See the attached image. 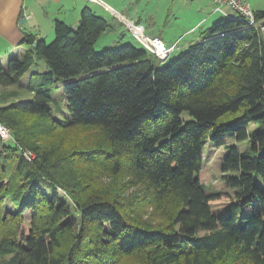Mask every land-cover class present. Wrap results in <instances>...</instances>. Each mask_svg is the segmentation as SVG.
<instances>
[{
  "label": "trees",
  "instance_id": "obj_1",
  "mask_svg": "<svg viewBox=\"0 0 264 264\" xmlns=\"http://www.w3.org/2000/svg\"><path fill=\"white\" fill-rule=\"evenodd\" d=\"M255 13L258 26L221 19L161 61L133 42L97 51L113 26L85 7L76 28L56 20L54 41L27 36L25 53L0 62V86L33 95L10 92L3 106L0 96L14 143L0 153V264H264V10ZM42 61L47 71L28 76ZM209 143L227 149L222 215L223 194L200 177Z\"/></svg>",
  "mask_w": 264,
  "mask_h": 264
},
{
  "label": "rangeland",
  "instance_id": "obj_2",
  "mask_svg": "<svg viewBox=\"0 0 264 264\" xmlns=\"http://www.w3.org/2000/svg\"><path fill=\"white\" fill-rule=\"evenodd\" d=\"M103 3L111 6L114 10L125 14L126 16H141L145 17L142 22L145 28L154 29V36L164 38L168 45H173L177 40H180V45L177 51L185 50L189 46L194 45L199 42L205 41L208 37L205 33L209 31L212 25L216 22L212 18L205 25L195 28L200 21L201 16H208V11L212 7L209 0H101ZM251 8L253 10H264V0H248ZM91 7L100 15L106 17L109 22L113 25V29L104 33L95 45L97 51H103L106 48H118L121 43L134 42L137 46H142L138 41L135 40L133 34L125 25H120V18H115L114 13L104 10L105 7L100 5H91ZM211 11V10H210ZM147 16H154L153 19ZM221 16V15H217ZM71 16H68L69 19ZM122 22V21H121ZM259 25V24H258ZM76 28V27H74ZM55 33L53 37L48 38L47 42L51 43L55 40ZM112 41L118 43L113 45ZM110 42V43H109ZM8 55L10 58L13 53ZM3 64H7L2 61ZM39 70L40 72L47 71V65L45 62H40L39 66L34 65L31 71ZM29 77H25L22 83H27ZM10 92H19L21 95V100H30L33 95L26 89H19L17 86L12 87H2L0 86V96L3 100L1 105H6L13 99L8 95ZM55 99L57 102H52V107L54 114L58 118L63 117V112H65V97H64V86L61 84L58 90L55 89ZM6 98V99H5ZM15 101L19 99H14ZM58 105V107H57ZM62 112V113H61ZM185 119H190L188 114H184ZM259 126H250V133H256L259 131ZM3 144L13 146L12 141L1 142L0 141V153L4 150ZM240 151H245L250 148L248 142L235 143ZM227 154V149L225 147L216 149L210 143L204 149V167L201 172V181L204 183L206 191L208 193H222L223 197L220 201L215 203L214 212L217 215H222L225 213L224 209L229 199L232 197V191L228 189L223 181V163L225 155ZM26 218L30 219V215L27 212Z\"/></svg>",
  "mask_w": 264,
  "mask_h": 264
},
{
  "label": "crops",
  "instance_id": "obj_3",
  "mask_svg": "<svg viewBox=\"0 0 264 264\" xmlns=\"http://www.w3.org/2000/svg\"><path fill=\"white\" fill-rule=\"evenodd\" d=\"M209 1L211 2L210 6H212L207 13L209 15L201 16L200 21L192 30L205 25L212 18L217 22L235 15V12L229 7H224L221 11H216V6L211 0ZM92 4L97 6L102 5L105 7V11L108 10L114 13L116 15L114 17H118L122 21H120V25H125V21H129L133 25L142 26L146 30L147 35L154 36L155 30L145 28L142 23L145 17L126 16L103 3L101 0H0V62L5 61L7 63L8 55L11 54L12 51H14L13 53H15V55L25 53L29 49V46L25 43V38L27 36L43 38L46 41L48 38L53 37L56 20H62L71 27H77L80 23L82 10L85 7L93 9L91 7ZM93 11L98 14L94 9ZM68 16H71V19H69ZM149 17L150 19L154 18V16H147V19ZM133 37L140 44L144 43L136 35L133 34ZM158 37L167 43L164 38ZM180 42V40H177L171 45L176 46L175 51H177ZM113 43L116 44L118 42L112 41L111 44L113 45Z\"/></svg>",
  "mask_w": 264,
  "mask_h": 264
},
{
  "label": "built area",
  "instance_id": "obj_4",
  "mask_svg": "<svg viewBox=\"0 0 264 264\" xmlns=\"http://www.w3.org/2000/svg\"><path fill=\"white\" fill-rule=\"evenodd\" d=\"M96 1V0H90ZM216 6V11H221L224 7L231 8L237 16L247 19L251 25L258 26L256 22V13L248 2V0H211ZM127 28L136 35L145 46L161 61L168 60L176 50V46H169L161 38L149 36L146 30L139 25H133L129 21H125ZM264 31V27H262ZM0 138L4 141H13L12 130L0 121ZM28 158H35L32 152H26Z\"/></svg>",
  "mask_w": 264,
  "mask_h": 264
}]
</instances>
